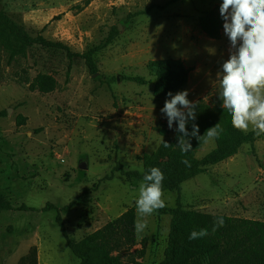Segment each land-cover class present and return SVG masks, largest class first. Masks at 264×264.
Masks as SVG:
<instances>
[{
    "label": "rangeland",
    "instance_id": "obj_1",
    "mask_svg": "<svg viewBox=\"0 0 264 264\" xmlns=\"http://www.w3.org/2000/svg\"><path fill=\"white\" fill-rule=\"evenodd\" d=\"M219 3L0 0V14L28 38L25 53L14 58L0 43V193L12 207L0 213V264H18L33 246L39 264H80L56 223L58 214L75 242L130 209L139 218L142 180L115 169L142 173L144 154L180 149L160 112L166 98L153 97V83L138 86L123 78L154 80L149 62L181 60L190 69L182 89L187 98L219 108L214 81L228 58L227 38L222 30L213 39L199 25ZM44 42L76 54L94 51L98 73L91 75L79 59L70 64L65 51ZM38 75L53 77L56 88L33 91ZM215 144L206 143L195 156L204 158ZM178 199L186 210L264 222V139L164 193L165 208L176 207ZM145 219L137 244L121 255L125 264L163 262L172 217L155 212Z\"/></svg>",
    "mask_w": 264,
    "mask_h": 264
},
{
    "label": "trees",
    "instance_id": "obj_2",
    "mask_svg": "<svg viewBox=\"0 0 264 264\" xmlns=\"http://www.w3.org/2000/svg\"><path fill=\"white\" fill-rule=\"evenodd\" d=\"M218 9L219 7L208 11L199 20L202 31L213 39H219L223 30ZM27 39L20 30L11 24L6 15L0 14V43L9 49L11 58L25 53ZM44 43L65 51L70 64L79 59L85 62L91 75L98 73L93 56L94 51L76 54L62 43ZM147 70L154 80H148L145 77L123 79L138 86H147L153 83V97L157 100L165 99L168 91H172L173 94L181 91L187 85L190 74V69L177 59L151 61L147 65ZM56 85V80L53 77L38 75L34 79L31 89L49 93L56 88ZM196 113L195 123L199 125L200 135L217 123L223 129L219 138L214 140L215 149L204 158L198 159L194 151L206 143L193 137L190 139L192 149L186 154L181 153L180 150L165 148H160L152 154H144L140 159L144 169L142 173L125 172L121 167L115 170L127 179L143 180L144 173L150 167H159L164 173V193L174 192L180 190L184 183L201 175L206 168L237 156L245 144H254L258 140L264 139V135L256 136L252 131L246 134L236 131L231 126L230 117L223 112L220 106L217 109H212L205 101H200L197 103ZM191 125L190 121L187 125L189 132L192 130ZM174 134V140L178 143V134L175 131ZM182 160L189 161L191 166H186L181 162ZM110 179L112 176H107L104 180ZM51 209L56 208L52 205H47L45 208V210ZM11 210L10 202L0 193V213ZM157 213L172 217L167 247L161 264H264V222L222 216L224 226L218 228L213 234V222L216 217H221V215L186 210L182 207L179 199L176 207L163 208ZM135 221V210L130 209L101 230L80 242H75L69 238L60 214L56 219L68 248L81 261L80 264H125L121 257L122 253L130 251L137 244ZM200 229H208L209 235L203 239L190 241L189 234L193 230L199 231ZM18 264H39L37 247H31Z\"/></svg>",
    "mask_w": 264,
    "mask_h": 264
},
{
    "label": "clouds",
    "instance_id": "obj_3",
    "mask_svg": "<svg viewBox=\"0 0 264 264\" xmlns=\"http://www.w3.org/2000/svg\"><path fill=\"white\" fill-rule=\"evenodd\" d=\"M218 11L223 35L227 38L228 58L220 63L216 72L215 96L236 131L264 135V0H220ZM188 95V90L175 94L168 91L160 109L168 128L178 134L175 147L183 154L192 149L191 138L208 143L219 138L223 131L217 123L203 135L199 134V125L195 123L197 103L190 101ZM190 121L191 132L187 127ZM163 144L166 148L173 147L164 141ZM181 162L191 166L187 160ZM141 171L144 169L141 168ZM163 181L164 173L159 167H150L143 175L135 202L139 218L134 223V229L138 235L147 227L145 218L167 206ZM223 226L224 218L216 217L212 233ZM208 235V229L193 230L188 239H203Z\"/></svg>",
    "mask_w": 264,
    "mask_h": 264
},
{
    "label": "water",
    "instance_id": "obj_4",
    "mask_svg": "<svg viewBox=\"0 0 264 264\" xmlns=\"http://www.w3.org/2000/svg\"><path fill=\"white\" fill-rule=\"evenodd\" d=\"M119 28L121 29V26H119Z\"/></svg>",
    "mask_w": 264,
    "mask_h": 264
}]
</instances>
